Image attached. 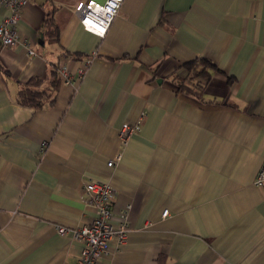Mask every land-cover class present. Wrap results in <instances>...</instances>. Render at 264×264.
I'll use <instances>...</instances> for the list:
<instances>
[{
  "label": "crops",
  "instance_id": "1",
  "mask_svg": "<svg viewBox=\"0 0 264 264\" xmlns=\"http://www.w3.org/2000/svg\"><path fill=\"white\" fill-rule=\"evenodd\" d=\"M79 2L27 0L0 46V264L74 263L82 243L57 228L93 219L92 178L128 225L99 264H264V0H124L104 37ZM202 58L203 92L181 89ZM33 79L41 108L19 101ZM126 122L141 129L122 143Z\"/></svg>",
  "mask_w": 264,
  "mask_h": 264
},
{
  "label": "built area",
  "instance_id": "2",
  "mask_svg": "<svg viewBox=\"0 0 264 264\" xmlns=\"http://www.w3.org/2000/svg\"><path fill=\"white\" fill-rule=\"evenodd\" d=\"M27 0H0L10 7V14L0 23V46H10L20 41L18 23L21 16V8ZM124 0H106L104 3L95 0H80L75 9L84 28L100 37H104L119 14ZM29 46V56H35L36 50ZM60 75L64 80L69 79L66 66L60 67ZM141 129L140 123H124L120 137L122 143H127L130 135ZM121 159V153L108 161L109 166H115ZM256 184L264 188V164L262 165ZM85 200L94 211V217L89 223L71 228L59 226L58 232L67 234L73 231V238L82 243L74 263L63 264H99L100 258L111 252V243L116 240L124 243L127 240L128 225L126 221L113 223L114 188L108 181L89 179L85 183ZM169 209H164L162 215L166 217ZM126 216V211L121 214Z\"/></svg>",
  "mask_w": 264,
  "mask_h": 264
},
{
  "label": "trees",
  "instance_id": "3",
  "mask_svg": "<svg viewBox=\"0 0 264 264\" xmlns=\"http://www.w3.org/2000/svg\"><path fill=\"white\" fill-rule=\"evenodd\" d=\"M49 20H51L52 24H55L54 18L47 17V21ZM58 34L59 30L56 28L53 37L56 39ZM211 64L212 63L206 58L187 63L188 74L184 78L178 80L179 87L189 93L201 94L211 79V73L207 69ZM38 85V80H31L27 86L21 89L19 101L22 104L30 105L35 108L43 107L44 98L48 93L45 90L39 89Z\"/></svg>",
  "mask_w": 264,
  "mask_h": 264
}]
</instances>
